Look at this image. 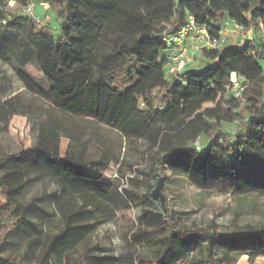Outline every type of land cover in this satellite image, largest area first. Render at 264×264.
<instances>
[{
  "label": "trees",
  "instance_id": "obj_1",
  "mask_svg": "<svg viewBox=\"0 0 264 264\" xmlns=\"http://www.w3.org/2000/svg\"><path fill=\"white\" fill-rule=\"evenodd\" d=\"M21 1L25 7L27 0ZM46 1L55 14L50 30L26 17L0 32V58L11 54L24 70L36 59L39 73L50 87L44 93L28 75L19 73L27 89L70 117L99 122L127 138L146 139L152 162L171 167L200 189L264 197L262 36L239 47L213 51L206 55L208 65L200 73L171 79L166 77L168 48L162 40L178 32L189 16L214 36L227 21L255 33L260 24L264 27V0ZM23 34L27 35L26 51H14L5 42L19 40ZM233 73L247 85L240 100L228 89ZM242 101L246 105L240 112ZM237 120L242 121L243 129L236 135L220 129ZM198 140H205L200 151L195 146ZM34 151L38 162H45L66 179L62 206L66 229L43 258L61 261L95 228L88 221L87 210L73 211L71 202L82 197L86 187L102 197L105 194L83 178V158L70 145L64 146L52 127L40 126ZM31 152L29 147L23 149L15 156L13 167H9V156H0V184L7 199L0 205V253L32 213L33 204L20 201L32 166ZM154 217L167 233L168 243L153 264H178L202 247L211 257L218 251L235 260L248 256L250 264L264 254V228L234 225L223 230L211 224L205 229H187L164 212ZM0 262L8 263L2 257Z\"/></svg>",
  "mask_w": 264,
  "mask_h": 264
},
{
  "label": "rangeland",
  "instance_id": "obj_2",
  "mask_svg": "<svg viewBox=\"0 0 264 264\" xmlns=\"http://www.w3.org/2000/svg\"><path fill=\"white\" fill-rule=\"evenodd\" d=\"M23 9L21 0H0V19H7L6 25L0 21V32L5 30L3 27L26 19ZM49 13L54 17L53 12L36 8V16L44 21L42 25L36 24L41 29L50 30L52 27L47 21ZM19 38L5 42L14 51H26L27 35H19ZM228 47L233 45L230 43ZM207 65L208 62L200 59L184 74L200 73ZM19 73L28 75L42 92L50 91L39 73L36 59L24 70L11 54H7L6 59L0 58V156H9V167H13L17 154L28 147L32 150V166L20 201L24 205L33 204L32 213L0 253L8 263L0 264H153L168 243L167 233L154 217L163 212L177 226L187 229H205L211 224L223 230L234 225L264 228L263 196L255 193L221 194L200 189L171 167L157 166L152 162L146 139L127 138L120 131L99 122L61 113L45 97L27 89ZM241 105L240 112L246 104L242 101ZM42 124L52 127L64 146L70 145L76 155L83 158L86 164L83 178L105 194L102 197L86 187L82 197H75L71 202L73 211L87 210L88 221L95 228L74 252L61 261L51 257L43 260L52 241L66 229L62 208L66 179L50 170L45 162L37 161L34 149ZM220 129L234 136L242 131V121L224 123ZM228 138L232 140V137ZM204 143L202 140L201 144ZM161 178L163 204L153 197ZM6 201L0 184V205ZM146 212L149 213L147 217L142 216ZM178 264L250 262L248 256L235 260L222 251L211 257L202 247ZM253 264H264V254Z\"/></svg>",
  "mask_w": 264,
  "mask_h": 264
},
{
  "label": "built area",
  "instance_id": "obj_3",
  "mask_svg": "<svg viewBox=\"0 0 264 264\" xmlns=\"http://www.w3.org/2000/svg\"><path fill=\"white\" fill-rule=\"evenodd\" d=\"M36 8H41L48 13L52 12L50 5L46 0L38 2L27 0V5L23 9L27 18L38 25H42L44 21L36 16ZM47 21L53 25L54 17L52 14H47ZM6 24L7 20H4L3 25ZM260 34L264 41L262 24H260ZM231 38L240 42L245 41L247 39L245 28L234 21H227L219 34L214 36L209 33L206 27L197 26L194 18L189 16L186 24L178 32L165 35L162 38L168 48L164 58V62L168 66L167 79L185 73L190 66L197 64L200 59L205 60L207 54L228 47ZM228 89L234 99L240 100L247 89V85L240 75L233 73L230 76ZM201 143L202 141L198 140L195 145L199 151L203 147Z\"/></svg>",
  "mask_w": 264,
  "mask_h": 264
},
{
  "label": "crops",
  "instance_id": "obj_4",
  "mask_svg": "<svg viewBox=\"0 0 264 264\" xmlns=\"http://www.w3.org/2000/svg\"><path fill=\"white\" fill-rule=\"evenodd\" d=\"M252 32H254V31H252ZM252 32L248 33V32L246 31V33H247V39H246L245 41H241V42H240V41H238L237 39L231 38L229 44L231 43V44L233 45V47H235V46H240L241 44H244L245 42H247V41H249V40L256 39V37H260V36H261V34H260V30H258L257 28H256V30H255V33H252ZM237 44H238V45H237ZM204 61H205V60H204ZM189 68H191V66H190ZM189 68H188V69H189Z\"/></svg>",
  "mask_w": 264,
  "mask_h": 264
},
{
  "label": "water",
  "instance_id": "obj_5",
  "mask_svg": "<svg viewBox=\"0 0 264 264\" xmlns=\"http://www.w3.org/2000/svg\"><path fill=\"white\" fill-rule=\"evenodd\" d=\"M162 181H163V179L161 178L158 181L157 187L153 192V197L156 199H159L161 201V204H163V202H164V197L162 195Z\"/></svg>",
  "mask_w": 264,
  "mask_h": 264
}]
</instances>
